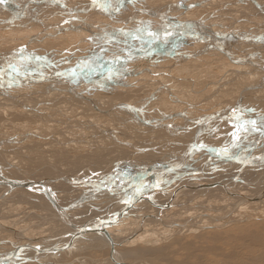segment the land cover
<instances>
[{
  "label": "rangeland",
  "instance_id": "obj_1",
  "mask_svg": "<svg viewBox=\"0 0 264 264\" xmlns=\"http://www.w3.org/2000/svg\"><path fill=\"white\" fill-rule=\"evenodd\" d=\"M15 1L16 0H5L4 3L12 6V8L15 12L19 11L18 13H21V14L29 13L31 18L30 17L29 18H18L16 16H13L9 11L5 10L0 5V16H1L0 17V53H3L0 55V58H2L3 61H5V62L10 58L11 60L10 59L9 60L11 62H13V60H14V62L16 61L15 63L19 62L20 64H24L25 66L27 65L26 67L33 70L34 73H37V74L49 73L50 74L52 72H57L58 70H63V69L68 70L74 66H79L81 63L86 62V60H88L89 62L94 64L93 66L97 65L96 70H97L98 74L96 72H94L95 74L94 73L88 74L89 75L88 78L90 80L94 81V78L96 76L99 77L104 72V65H105V67L107 65H108L107 67H109L110 65L116 64L115 62H112L113 59H111V58H114V60H117L116 62H118V64H117L118 67L122 66V68L123 67L128 68L129 70H132V72H136L134 75L124 74L121 70H117L115 72L116 74H112L111 72L108 73L110 76H113L115 78L116 82L121 81L123 84L127 85V87L116 89L119 86H116L113 84H110V85L104 84L103 86L102 85L97 86L96 89H94V87L93 88L91 87L92 89H89L87 82H83L81 80H79L77 82L76 87L79 88L80 86H85L92 93H96L99 95L100 94L107 95V94L111 93L112 95L110 94V96L113 97V101L116 103L130 105V104L137 102L138 109L141 112L144 111L143 116H145V117L140 116L141 120H145L146 122L148 120H151L153 118V116L158 115V111L160 113L161 110L165 109L164 106H160V105H158V103L157 104L155 103L156 104L155 107L153 106V102H158L157 101L158 99L161 101V100H163V98L166 100L169 99L170 103L173 104V106L170 105L171 109L167 108V110H165L162 115L159 114L160 115L159 117L166 116L169 113V111L170 112H174V111L181 112V111L187 110V112H189V114L192 117L197 118V119L202 120V121H206L209 119L208 114H210L212 112H216L217 110L227 111L228 108L234 106V104H236V102H238L239 99H241L240 95H241L242 91L247 93L248 100H249L248 105L245 106V109H247L249 112L250 111H253V112L254 111H263L264 110V107H263L264 106V92H263L264 87L260 86L261 83H264V80H263L264 73L262 71L259 70V74L257 75V76H259L258 78H257V76H256V78H250L249 75L242 74L243 78L241 79V75H240L239 78L235 79V81L239 80L238 84L235 86H232V84H234L235 81H232L231 77L229 79H227L226 85L219 86V84L212 82L213 79H215V78L214 77L212 78L211 76H209V74L211 72H212V74L214 72V75L218 74L220 70H219V68L217 69V67H220V66H216L215 62H213L214 60L209 61V58L210 57L213 58L214 56L215 57H217V56L222 57L223 53L221 52V50L223 51V48H218L220 46V44L217 43L215 39H214L215 40L214 41L212 39L211 35H205L206 37L199 36L200 39L198 38V36H194V38L191 39L190 38L191 33L188 35V34H185L184 32H179L178 33L179 35H177V37L175 36L176 38L174 37L169 45L165 44L164 46H162L163 44L158 45L159 43L157 45H155L156 43H153V40H155L154 38H158L159 36L163 37V35L162 34L158 35L156 33H153V28H155L154 26H156V24L154 23L155 21H153V20L157 19L158 20L157 23H159V22L161 23L162 21L165 22V20L161 21V18L159 16L153 15V14L148 13V12L140 13V15H139L140 20L137 22H136V19L134 21L117 22L111 16H109L107 13H104V12L99 13V12H97L98 11L97 9H88L87 7L89 6V4H87L88 3L87 0H79L77 2V5H75L76 4V1H75L73 6H76V7L80 6L81 7L82 4L84 6L81 7L82 9L77 7V8H79V10H76L73 12H68L66 10L60 9L59 6H57V3L45 4V5H42L39 7H35L32 5V3L34 1L40 2V0H33V2H29L30 0H23V1L17 0L18 1V2L16 1L17 3ZM41 1H44V0H41ZM95 1H97V0H95ZM104 1H107L108 3H111V4H113L114 2H117L116 0H104ZM123 1H127V0H123ZM138 1H140V2H138ZM141 1L144 2L145 5H143V3H141ZM202 1L203 0H132V1H130L131 3L129 1L127 2L130 4L129 5L127 4L126 10L130 9V11H136V10L140 9V7L141 8L147 7V9H149V10L153 9V10H157V11L161 12V11H164L163 8L169 7V9H171L169 13L172 15L173 14L176 15V17L179 20L200 18L199 20L202 19V21H204V22L205 21H207V22L209 21L210 23L214 22L215 28L213 25H212L213 26L212 28L217 30L220 35H222L223 33L225 34V35L224 34L222 35V36H224V38L222 40L223 44L227 43V39H225V38H227V36H230V35L232 36V33H234L236 35V32L239 34V35H237L238 40L237 39L234 40V41H237L238 43L235 42L234 45L226 44L225 48H224V50H225L224 52L236 51L238 56L239 55H252L253 54V56H255L257 59L260 58L262 61L261 65H264V58H263L264 57V44L263 45L261 44V43H264V36H263L264 35V25H262L264 23V21H263L264 20V0H257L258 2L261 3V6L263 8V12L262 13L261 12L256 13L254 11L255 12L254 13V12L250 11V12L254 13V15H251V16H250V13H249V15H247L245 13V10L240 7L241 2L239 0L238 1L235 0L236 2L234 0H217V1L214 0V2H211V3L209 2L210 0L203 2V3H202ZM60 2L64 3L65 6H67L68 8L70 7V4L67 3L66 0H60ZM93 2H94V0H93ZM120 2H121V0H118V2L114 3V5L118 6ZM176 3H180V4H189V3L195 4V3H197V5H192L190 7L185 8L186 10H183L182 7L178 8L177 6L173 5ZM101 4L105 5V6H109V5H106V3L104 4V2ZM136 4H137V6H136ZM244 4L248 5L249 9H251V7L253 5L252 2H250V1H245ZM114 5H111V6L113 8H115V10H116L115 15L121 14V16H124L126 10L125 11L122 10L120 5L118 6V8H116L117 6L115 7ZM138 5H140L139 8H137ZM50 6H52L53 7L52 9H55V10L53 11L52 9H50L49 8ZM134 6H136V7H134ZM24 9H25V11H27V9H28L29 12L28 11L24 12ZM235 9H237V10H235ZM99 11H101V10H99ZM237 11L240 12L241 15H237V13H236ZM86 12H87V15H84V13H86ZM43 13H45V14H43ZM243 15H245V16H243ZM101 18H102V20H101ZM165 18L167 19V21L169 20L168 17H165ZM165 18H163V19H165ZM238 19H241L242 21H239ZM83 20H85L86 22L89 21L88 23H90L92 25L91 30L85 24L83 26H81V23ZM144 21L145 22L147 21V23H143ZM134 22H136V24H134ZM245 22H247V23H245ZM38 23H40V24H38ZM191 25H192V23L189 22L185 25V28L188 29V28H190ZM30 26H32V27H30ZM41 26H42V28H39ZM72 26H73V28H72ZM126 26H128V27H126ZM102 27L108 28V29H113V30L114 29L115 30H121L122 28H124L125 30H128V31L131 30V32H133V30L138 29V31H137V33H125V36L122 35L121 33L120 34L113 33L111 36L114 38V41H117V39H119L120 43H118V45H119L118 46L117 43H114L112 40H110V42H109L110 45L114 43L112 46H110L109 44L104 45V44H106V42H108L109 39L107 38L108 35L102 33L103 32ZM34 28H35V30H34ZM192 29H195V28H192ZM234 29L236 30V32H232V31H234ZM166 30L168 31V29H166ZM225 30L229 31L230 34H227L228 32H226ZM90 31H92L93 33H96V34H93ZM193 31H196V30H193ZM193 31H192V34L195 35ZM117 32H119V31H117ZM147 33L150 36L149 37H147V36L143 37V34L147 35ZM187 33H189V32H187ZM88 36H90V38H87ZM247 39H249V40H247ZM48 40H49V42H48ZM251 40H255V42L253 41L254 42L253 43V42H251ZM178 41H179V43H178ZM202 41L207 42V46L202 45V47H200L202 49H200L199 47H196L193 44L194 42L199 44V42H202ZM42 43H46V44H42ZM184 43H186V45ZM71 44H72V46H71ZM149 44H151V45H149ZM260 44H261V46H259ZM24 45L26 46V48H24ZM130 45L136 46L138 49L129 48ZM178 45L181 47H179ZM17 46L19 47L20 50H18L17 52H14L13 50H15L16 49L15 47H17ZM251 46H252V48H254V46L257 48L252 50ZM122 47L126 48V49H124L125 51L122 50ZM205 47H207V48H205ZM234 47L236 49H233ZM245 48H246V50H245ZM10 49H11V51H9ZM129 49L131 51H129ZM249 49H251V50H249ZM2 50H4V51H2ZM118 50H119V52H118ZM187 50H190V51H187ZM133 51H135V52H133ZM201 51H202V54H201ZM116 52H118L119 54ZM129 52H130V54H129ZM185 52L186 53L188 52V54H184ZM205 52L206 53L208 52V54L205 55ZM192 53H195L197 55L193 56ZM234 54H235V52H234ZM7 55H8V57H6ZM116 55H119V56L116 57ZM128 56H129V58H128ZM135 56H136V58H135ZM184 57H185V59H184ZM192 57H194V58L198 57L197 60L198 59L199 60L203 59V60H201L200 62L198 61V63L200 65L197 64L195 66V64L190 61V59H193ZM130 58H132V59H130ZM162 58H166L168 62L167 61H161ZM18 59H20V60H18ZM127 59H129V60H127ZM155 59H156V61H154ZM202 61H204V62H202ZM155 62H157V63H155ZM177 62H179L180 65H178ZM181 62H184V63H182L183 65L181 64ZM186 62H188V65H186ZM85 66H86V68H89L92 65H89V66L85 65ZM145 66L146 67L149 66L150 69L157 74H154V76H151L152 74H149V72L147 70L143 74H145L146 76H149L151 78L154 77V79H156V80L161 79L167 83L165 85L169 84V85L173 86V89L171 90V91L175 92L173 99L171 97V94H170V96L167 94L168 90L166 89L164 84H161L160 86H158L159 85L158 83L153 82L152 83L153 85L151 84V86L145 87V83H144L143 79L139 83L137 82V76L139 77V75H138L139 72H137V71L144 69ZM202 67H204V68H202ZM11 68L15 69L18 72H21L19 67L11 66ZM55 68H56V70H55ZM80 68L82 69L81 66H80ZM2 69H3V71H6L5 68L1 67V70ZM192 69H193V71H192ZM167 71L170 74L175 75V77H177V78L169 76L166 73ZM184 72H185V74H184ZM6 73L11 74V75H8V77L6 79L9 80V77H10V80L12 78L18 80V77H15L14 74L12 75L11 72L6 71ZM189 73H191V74H189ZM28 74L31 75V73H28ZM206 75H208V78H210V77L211 78L207 80ZM214 75H212V76H214ZM202 76L203 77L206 76V77H204L205 79ZM222 76H223V73H222L221 77ZM26 78H28V77H26ZM42 78H46V76L45 77L42 76ZM59 78L61 80L63 77H59ZM191 78L195 79L196 82H194ZM70 79H72V78H70V76H66L61 81L65 82L66 80H70ZM179 80H180V82H179ZM217 80L218 79H216L215 81H217ZM49 81L50 80H48V79H47V81H43V82H41V81L35 82L34 81V84H38V85L41 84V86H44L47 83H49ZM13 82H15V81L13 80ZM209 82H211V83H209ZM15 83L14 84L10 83L9 84L10 87H8L9 85H6V87L10 90L12 88L11 92H16V93L18 90L24 88L23 84H21V86H19L18 85L19 83L17 81ZM228 83L230 84V86ZM206 84H208L207 89L205 88ZM14 85H17L20 88L17 86H14ZM26 85H28V84H26ZM50 85L52 87H54L52 92L49 91L50 93H46L48 91L44 92V90H43V91H41L43 94L42 93L37 94L38 96L42 95L41 97H44L43 99L40 98L39 100H31L28 98V101L31 100L32 102L26 101L27 102L26 104L29 106H35V105H33V103H35V104L39 105V107H37V108H39L40 111L42 110L40 112V114L45 113L46 116H47V114H52V115H56L58 117L56 110L58 111L59 108H55L56 105L53 104L50 106H45V105L40 104L42 101L49 99V98L45 99V96H49L51 93H55V92H58V90L63 89L62 86H58L57 83H54V82L50 83ZM187 85H188V87H187ZM228 86L231 88H229ZM185 87H187L188 89H186ZM226 87H228V90L231 89L229 91L228 95H226L227 93H224L225 91L224 92L221 91V89L224 90ZM240 87H241V89H240ZM15 88L16 89L18 88V90L16 91ZM192 88L195 90L192 91ZM202 89H205L207 91V93L211 92V91H208V89H214V90L217 89L218 92L216 91V93H214V95H211L208 93V96L204 97V91L205 90L203 91ZM138 90L139 91L143 90L144 92L141 91L142 92L141 93ZM214 90H213V92H214ZM220 91L222 92V94H224V96H222V97L218 96L221 93ZM138 92H139V95L137 94ZM189 92H191V93H189ZM176 94H178V95H176ZM191 94H193V95H191ZM32 95H34V94H29L27 96L31 97ZM37 95H36V97H37ZM176 97H179L183 101H179L178 99H176ZM170 99H172V100H170ZM55 100L56 99H53V101H55ZM141 100H144L145 102L144 101L142 102ZM190 100L194 105H191L188 102H186V101H190ZM206 100H207V102H205ZM208 100L211 102H209ZM148 101H149L150 105L148 107H145V106H147L146 102H148ZM83 102H84V100L82 101V103ZM202 102L204 103L205 106L202 105L203 107L202 106L200 107V105L203 104ZM76 103L79 106L76 108V110L85 111L84 107L80 106V104H79V103H81L80 101H76ZM207 103L209 104L208 107H207V105H208ZM84 106L86 108H88L90 110V112H92L91 114H94L93 112H95V114H96V112L99 113L95 117L96 121L105 122V123L107 122L106 120H104V116H103V112H102L103 110H100V109L94 110V109L89 108L86 105H84ZM150 106H151V108H150ZM175 106H176V108H173ZM211 107H213V108H211ZM225 107H227V109H225ZM239 107H238V110H239ZM5 108L8 109V111L4 108H1L2 110L0 109V111H2V114L5 115V116H3V115L0 116V132H1L0 133V142L1 141L3 142L7 139H12L15 136L16 137L22 136L21 132L24 130H27V129H29V130L32 129L33 131H39L40 133H42L44 135L46 133H47L46 135H49V134L54 135V138H52L53 140L50 139L49 142H46V143H45V138L40 139L42 142H38L36 140V138H34L35 136L30 135L33 142H31V143L29 142L30 144L28 143L26 145L20 144L21 146L20 145L18 146L19 151H21L20 153H19L17 148L10 147L9 142L8 143L4 142L3 143L4 145L2 144L3 148L0 149V170H2L7 164H9V162H10L9 157L11 159V157L13 155H16V158L20 163V167H22L23 169H26V170L29 169L30 167H34L33 169L28 170L32 173L31 175H34V176L40 175L41 173H46V174H49V175L54 176L56 178L57 176L62 174L61 173L62 171H69V170L77 171V170H84V169L85 170H92L94 167L93 163L98 164V162H99V163L112 164V163H114V160L118 161L120 159L121 156H119V158H118V155H120V154L123 155L122 158L125 156L124 157L125 159H127V158L128 159L129 158H137L138 159L139 158V159H150L151 161H153V160H155L154 158H157L159 155H161L164 152V151H162L164 149V148H162L163 144L171 143V142H169L171 140L178 143L179 147H177L176 145L174 146V145L169 144V146H167L168 148L164 149V150H170L169 151L170 154H177L179 151L181 152L184 148H186L184 146L186 143H188L194 139L193 136L195 135V132H193V134L191 135V134H189L190 130L191 129H197V128L201 129V126H199V125L197 126V124L187 121L186 118L183 117V115L179 116L180 118L179 117L173 118L175 120L173 123L174 126L170 127V128L173 130V132L175 130V133L178 135H175V137H173V136L168 137V138H170V139L172 138V139L167 141L165 139L167 137L164 136V134L165 133L168 134V133L165 130L162 129L164 131L163 134L156 135L154 131H150V132L147 131L148 127H144V125H141L136 121H134V123H133V119H132V121L128 122V124L131 126H135L140 130H145V133H142V131H141V133H139L137 130L134 131L132 128L126 129L124 127L125 129L124 128L123 129L125 130V132L127 131L130 133H133L132 135H136V139H132V138L126 139L125 138V140H126V142H129L128 145H130V146L132 145V147L133 146L135 147L137 145L139 147H144V148H145V146L150 147L152 150L147 151V152L152 153L150 155L151 156V158H150V156H148L147 154L140 153L141 151L131 152L130 151L131 149L129 147H125L122 144H120V145H122L123 147H119V148L116 147L118 150L116 148H110L109 149L108 147L106 148V146H103L104 149H108V150H104L101 147L96 146V145L94 147H90L92 145H90V144L88 145V143L85 141H77V142H74L73 140L71 141L69 139H74L75 137L79 136V135L76 136L73 133L81 134V135H83L85 133L84 135H86L88 132L85 130L86 128L78 127V129H76L74 127L73 130H68L67 132L64 133L61 131L62 129L64 130V126L62 125V122L60 124L61 128L57 127L56 131H54L55 130L54 129L53 130L54 133L52 130H48L46 128V126H43L39 129L35 130L36 127L38 128V125H36L37 122L35 121L36 118H35V120L30 119L28 122H24V120L27 119V117L21 116L15 112L17 114V116H16L15 113L10 111L9 107L6 106ZM222 108H224V109H222ZM206 109L207 110L209 109V110L207 111ZM47 111H50V112L47 113ZM128 111L129 110H127L124 113L132 115V113H133L132 110H130L131 112L130 111L128 112ZM26 112H28V111H25L24 113H26ZM249 112H248V115L251 114ZM244 113L246 114V112H244ZM254 113L257 114V112H254ZM69 114L71 115L72 113L69 112ZM169 115H170V113H169ZM59 116H60V114H59ZM237 116L239 118H243L242 116H239V115H237ZM4 117H6V118H4ZM131 117H133V116H131ZM81 118H82V120H92L91 117L84 115V114L81 115ZM37 119H38L37 120L38 122H41V120L38 117H37ZM173 119H172V117H168V115L164 118V120H167L166 122L170 121L169 122L170 126L172 125L171 123L173 122ZM7 120H8V122H7ZM11 121H13V122H11ZM189 123H190V125H189ZM12 124H15L16 127ZM22 124H24V126H22ZM26 124H29V125H26ZM104 124H102V126H104ZM259 124L263 125L264 121L260 120ZM10 125H11V129H10ZM19 125L22 126V129ZM107 126L109 127V126H111V124L110 125L108 124ZM107 126L105 125L104 127L108 128ZM183 126H185V127H183ZM27 127H29V128H27ZM220 128H222V129H220ZM176 130H178V131H176ZM231 130H232V127L230 128V126L211 128L209 134H210V136L212 135L211 136L212 139L210 141H208V143L210 142L212 144H215L216 146H221V147L229 146V144L232 142V139H231L230 135L228 134V132L230 133ZM50 131L52 132V134ZM212 131H214V132H212ZM112 133L114 135H120L118 132H112ZM149 133H153V135L154 134L155 135L152 137ZM243 133L245 134L244 136H247L248 139L247 138L246 139L251 140V141H253V140L256 141L257 137L259 138V136H260V132L258 130H256V132H254V131L250 132L249 130H245ZM148 134L150 135V137ZM248 134H249V136H248ZM100 136H102V135H100ZM139 136H141V137H139ZM161 136H163V137L161 138ZM181 136H183V137H181ZM56 138H58V139L61 138L60 141L62 143L59 140H57ZM253 138H255V139H253ZM239 139H241V138L239 137ZM242 139H243V137H242ZM66 140H67V142H66ZM86 141H88V140H86ZM150 142L153 145H150L149 144ZM22 143H24V141H22ZM181 143L183 144V146ZM37 145H42V146H37ZM110 147H112V146H110ZM243 147L241 144H238L235 147L236 151H234V154L231 152V153H229V155L231 154L232 156H235V154L237 153V150L240 151L243 149L244 150L247 149V148L245 149ZM258 148H259V146L256 148V150ZM6 149H9V150H6ZM248 149H250V148H248ZM175 150H177V152ZM15 151H17V152L15 153ZM114 151H116V152H114ZM1 152H3V153L5 152V153L3 154ZM200 152L198 151L197 154L196 153L193 154L194 156L191 155L193 157V159H194V157H196L198 159L197 160L195 158L197 160L196 162H200V163L197 165L191 164L190 163L191 160H189V159H191V156H188L187 157L188 158V165H190L194 169L197 167L196 170L202 169L203 171L202 170L199 171L200 173L193 176V177L192 176H189V177L188 176H181V177H177L176 179H173V177L170 176V177H168L169 179H167V181H168L167 184H171V185H164L163 186V184H166V183H162V185H160L158 189H162L164 191L168 188H171L172 190H175L176 188H180L182 186V180L185 179L184 177H188L186 181H188V180H191L192 182L193 181L194 182H196V181L197 182H204L205 181L206 183L209 181H215L217 183H224L225 185H228L229 187H231V186L234 187V192H236V193L238 192V193H242V194H249V192H251L252 188H253L257 192L250 193L251 196H253L254 194H258L260 190L264 191V176H263L264 168L257 170L258 172L257 171L255 172V171L249 170V168H247V167L244 168V166L239 165V164H237L238 166L233 165V164L230 165V163L225 161L223 158L215 157L213 159L211 154H207V153L202 152V151H200ZM164 153H166V152H164ZM21 154L22 155H24V154L28 155L25 158L28 160V163L30 166L29 168L27 167V165L24 164L25 162H23V163L20 162L21 160H19V159H20ZM248 154H249V150L244 151L243 153L238 152L239 157L246 156ZM205 156H209V158L205 157ZM251 156H255V154L252 153ZM261 156H264V155L261 154ZM4 157H5V159H4ZM202 157L207 158L206 160H208V161L207 162L204 161L202 159ZM32 163H33V165H32ZM181 164L182 163H180L178 166H180ZM24 165H25V167H24ZM204 165H207L208 167L207 166L205 167ZM80 166H82V167H80ZM145 166H146V164L144 162H142V163L137 162V165L135 166L137 171H135V172H139L140 170H144ZM212 166H213V168H212ZM94 168H96L95 171H104V172L106 171V169L102 170L101 168H98V167H94ZM9 170H11V169H9ZM234 170H237V171L241 170L240 171L241 177L245 181L251 180L252 182H254L256 184L253 186L249 185L248 183H244V185L242 183L241 184H235V182L232 180L233 176L231 177V175H233L232 173ZM30 172H28V173H30ZM207 173H209V174H207ZM101 174L99 172L98 176H100ZM258 174H260V175H258ZM17 177H20V175H18ZM209 177H210V179H209ZM115 178L116 177L112 178L113 179L112 183H115L113 181H117V178L116 179ZM103 179H104V181L102 180L103 181L102 184L103 183H104V185L108 184L106 177H103ZM10 180H12V179H10ZM258 181H260V182H258ZM261 181H263V182H261ZM184 182H185V180L183 181V183ZM119 184H120V186H122L120 181H119ZM172 184L173 185L177 184V185H175L173 187ZM179 184H181L180 187H178ZM5 185H7L6 181H4V185H2L0 187H3ZM53 185L55 187H57V189H59L58 195H60L64 199H66L68 197L67 200L64 202H67L69 200H72V199H75L78 197L79 192L73 193L74 189L71 188V186L64 185V184L63 185L59 184L60 186L59 185L56 186V182ZM109 185L111 186L113 184H109ZM60 187H61V189H60ZM160 187H162V188H160ZM229 187H227V186L221 187L220 190H224L225 195H226L227 193L232 192V190ZM210 188H212V187H209V189ZM57 189H55L56 192H58ZM63 189L65 190V192H63L64 191ZM206 189H208V188H206ZM197 190H198V198L197 199H199V201L195 202L194 200H191V201H189L190 204L188 203V205H186L185 203H179L178 206H173L174 209H172V211L170 210L171 213L168 212L171 216L175 215L177 217L178 215L181 214L177 211H182L183 214H181L180 217H182L183 219L178 216L177 219L180 218L179 220H177V221H179L178 223L176 221V223L174 222L175 224L174 223L173 224L168 223L166 225L164 223V220H162V219H164V217L166 215H164L161 212L160 213L156 212L157 211L156 208L154 209V207H152L151 205H149L150 207L145 206V207H147V210H144L145 207H142V208L140 207L139 213H134V214L141 216L142 214L146 213L145 211H147V215L154 212V213H157L160 216V218L159 217L148 218L149 219V222H148V220L143 219V217L139 218V219L138 218H130L128 216L124 217V219L120 222V224H118L114 227V228H117V230L119 229L116 232L117 233L116 236L118 238L117 242L123 241V243H124V244L122 243L121 246H119L117 249L121 255L122 261H125L128 264H219V261L223 260L221 263L225 262L224 264H243V263H245V264H264V260H261V259L259 260L257 258V256L264 254V250L259 249V246H257V245L255 246L257 248L254 247L253 251L251 252V255H253L252 257L244 254V256L241 259H239L240 261L238 259H235V257L234 258L229 257V254L231 253V251L234 250V252H240V251H242V249H241L242 245L246 241L249 242V239L246 236L242 237V235L239 234L240 230L252 228V227L255 229L260 228L259 230H264V208L258 207V204L260 202H262L263 199L255 201L257 203H255L253 199H249L247 202H251L252 205L249 208H251L252 210L246 211V209H241V210L236 209L235 211H232L230 214L228 211H224L225 208L221 209V210L216 209L217 206L214 204V202H216V201H214L212 199H210L208 201L207 199H205L207 194H208L207 191H205V194L202 193V191H204L205 189L204 190L197 189ZM185 191L187 192V191H189V189H187ZM166 192H168V193L159 194L161 199H159L156 196L158 201L167 203L172 199V197H170L171 193H169L170 190H168ZM182 192H183V190H182ZM246 192H248V193H246ZM31 194L32 193H30V195ZM36 195L33 194L30 198L25 199V201H26L25 204H27L29 206V208L25 209V207H23L25 204H22V206H18V208L21 207V210L19 211L20 213L19 212L14 213V214H21L22 212L24 213V209L27 210L28 213H33V214H29V217L26 220V222H27L26 225L29 226L27 228V230L28 231L31 230L28 234H30V233L35 234L36 231L39 230V228H42L43 226H45V228H49L50 226H52L51 223L49 222L48 217L52 216L51 214L55 215V212L53 211V209L48 210L47 207H45V209H44L45 211L42 212V208H44V207L40 206L41 203H38L37 200H35V199H39L42 202H44V200L38 194H36ZM181 196H182V193L180 191L176 195L177 201L181 198ZM234 196H236V195H234ZM10 197L12 198V195H10ZM32 197H35V199H32ZM1 198H0V200L2 201V203L3 202L4 203L1 204V201H0V218H3L4 220L8 219V218H12L14 214L11 215L7 211L10 210V207L13 209V206H14V208L17 206H15V205L10 206L11 204L8 203L9 204L8 205L7 202L4 201L5 198L4 199H1ZM102 198H104L105 200ZM102 198L95 199L96 201H94V198H93V199H91L90 202H92V204L94 206L96 205L95 208L97 209V205L103 204V202L104 203L108 202L107 196H103ZM200 199H203V200H200ZM205 200H207V201H205ZM33 201H34V204H33ZM178 202H183V201H178ZM37 203L39 204L37 210L36 211L32 210L34 208V206L37 205ZM43 204H45V203H43ZM205 205H206V207H204ZM101 207L103 208V206H101ZM81 209H84V208H81ZM97 210L98 211H92V212L89 210H86V211L82 210V211L91 212L92 213L91 216H95V215H98L100 213L101 209L100 210L97 209ZM141 210H143V211H141ZM187 210H189V211H187ZM193 210L194 211L196 210L198 212L195 213ZM200 210L203 213H201ZM232 210H233V208H232ZM192 212H193V214H192ZM197 213H199V214H197ZM196 214H197V216H194ZM203 214H210V215H207L209 217L221 216V217H225V218H222L221 219L222 221L221 222L219 221L217 223L206 224L203 221L204 223L203 222L202 223L207 225V226L203 227L204 225H201L202 223L200 222L201 219H204V217H206ZM34 215H37L39 217H43V219L38 220L37 217ZM201 215L204 217H202ZM4 216H5V218H4ZM231 216H233V217L231 218ZM194 217H197V221H195V223H197V225L195 223L192 224L190 222L191 219ZM225 219L226 220L228 219L230 221H226L225 223H223L225 221ZM145 220H146V222H145ZM13 222H16V223H13ZM167 222H168V219H166V223ZM185 222H187V223H185ZM24 223H25V221L20 218L19 221L11 220V222L8 224V226L10 225L11 228L16 229L17 231H19L20 229H21V231H23L21 226ZM184 225H191V227L189 228L190 230H186ZM13 229L7 230V232H12L11 234H13V236L15 235L18 241H24V240H21L19 238L17 231L15 232V230H14V232H13ZM65 229H66V227H65ZM49 231L50 232L53 231L52 235L59 234L62 231V226L60 224V227L56 230H53V228L51 227V230H47V232H49ZM66 231H67V229L64 232H66ZM146 231H147V233H145ZM210 233H213L214 235L210 234ZM94 234L93 235H86V237H82V238L77 239L75 241V246L73 248H70L68 250L61 252L60 255L57 257V260H51L52 262H49L47 264H116V262H114V261L112 262L109 258L110 257V247H109L108 242L105 241L101 237L100 234H97V233H94ZM215 234L220 235V236H224V239L221 238L219 240L216 239L215 241H212L210 238L212 236H216ZM225 234H230V237L227 238L225 236ZM146 235H148V236H146ZM231 235H234V237H231ZM130 237H131V239H132V237H137V239H136L137 242L128 241ZM141 237H142V240H141ZM83 238H85V239H83ZM124 239H126V241H124ZM1 240L4 241L3 236H2ZM92 240H93V242H92ZM67 241L68 240H60L59 242L64 243ZM44 243H46V241H44V242L41 241V245H43ZM231 244H234V247H232ZM9 247H10L11 251H8V250H10ZM9 247L6 248L5 250L9 254H12L13 251L15 250V247H13V245H9ZM212 250L214 251V253L210 254V251H212ZM226 251H227V253H226ZM3 253L4 252L0 253V255H2ZM8 253H4V254H8ZM23 254H25L26 256H30V254L32 256H34L36 254V252L26 250V251H23ZM53 255H55V254H49V256H53ZM41 258L42 257H39V259H41ZM21 264H40V263L34 261V262H23Z\"/></svg>",
  "mask_w": 264,
  "mask_h": 264
},
{
  "label": "bare ground",
  "instance_id": "obj_2",
  "mask_svg": "<svg viewBox=\"0 0 264 264\" xmlns=\"http://www.w3.org/2000/svg\"><path fill=\"white\" fill-rule=\"evenodd\" d=\"M17 1V0H16ZM15 1V2H16ZM21 1H23V0H21ZM20 1V2H21ZM33 1V0H32ZM41 1V0H40ZM75 1H76V4L75 5H77V2L79 1V0H66V2L67 3H69L70 4V7L68 8L67 6H65V4L64 3H62V2H57V6H59V8L60 9H62V10H66V11H68V12H73V11H76V10H79V8H81V7H83L84 5L82 4V6L80 7V6H77V7H79V8H77L76 6H73L74 5V3H75ZM117 2H118V0H116ZM129 0H127V1H123V0H121V2L119 3V5L121 6V8H122V10H126V8H127V4L129 5L131 2L130 1H132V0H130L129 2L130 3H127ZM206 1H209V0H203L202 1V3L203 2H206ZM217 1V0H216ZM235 1V0H234ZM238 1V0H237ZM241 3H240V7L241 8H243L244 10H245V13L247 14V15H249V13H250V16L251 15H254V13L256 12H263V8H262V6H261V3L260 2H258L257 0H239ZM245 1H250V2H252V7H251V9H249V7H248V5H245L244 4V2ZM18 2V1H17ZM16 2V3H17ZM26 2V1H25ZM35 2V1H34ZM39 2V1H38ZM87 4H89V6L87 7L88 9H97L98 11L97 12H99V13H102V12H104V13H107L109 16H111L115 21H117V22H126V21H134L135 19H136V22L137 21H139L140 20V13H143V12H148V13H151V14H153V15H156V16H159L160 18H161V21L162 20H165V22H159V23H157L158 22V20L157 19H155V20H153V21H155L154 23L156 24V26H154L155 27V30L153 31V33H156V34H158V35H160V34H162L163 35V37H161V36H159L158 38H154L155 40H153V43H156L155 45H157L158 43V45H161V44H163L162 46H164L165 44H167V45H169L170 44V42L172 41V39L176 36L177 37V35H179L178 33L179 32H184L185 34H190V38L192 39V38H194V36H198V38H199V36H203V37H206L205 35H211V37H212V39L214 40H216V42L217 43H219L220 44V46L218 47V48H223V51L221 50V52L223 53V56L222 57H220V56H217V57H213V58H209V61H213V62H215V65L216 66H220V67H217V69L219 68V75L218 74H215L214 75V72H213V74H212V72L209 74V76H211L212 78L214 77L215 79H213V83L215 82L216 84H219V86H221V85H226V81H227V79H229L230 77H231V80L232 81H235V79H237V78H239V76L241 75V79L243 78L242 77V74H247V75H249L250 76V78H256V76L259 74V70L260 71H262L263 73H264V65H261V59L259 58V59H257L255 56H253V54L252 55H239L238 56V54L236 53V51H234L235 52V54H234V52H224L225 50H224V48H225V45L226 44H231V45H234V43L235 42H237V41H234L235 39H237L238 37H237V35H239L237 32H236V30L234 29V31H232V32H236V35L234 34V33H232V36L230 35V36H227V38H225V39H227V43L225 44H223L222 43V40H223V38H224V36H222V35H220L219 34V32L217 31V30H215L214 28H215V25H214V22L212 23H210L209 21L207 22V21H202V19L201 20H199L200 18H192V19H185V20H179L177 17H176V15H172V14H170L169 12H170V10L171 9H169V7L168 8H163V10L164 11H161V12H159V11H157V10H153V9H151V10H149V9H147V7L146 8H141L140 7V5H138V7L137 8H139L140 7V9H138V10H136V11H130V9H127L126 11H125V15L124 16H121V14H117V15H115V8H113L111 5H114V3H117V2H114L113 4H111V3H108L107 1H104V0H97V1H95V3L93 2V0H87ZM104 2V4L106 3V5H109V6H105V5H102L101 3H103ZM138 2H140V1H138ZM194 2V1H193ZM210 3L211 2H214V0H210L209 1ZM236 2V1H235ZM15 3V4H16ZM141 3H143V5H145V3L144 2H142L141 1ZM200 3V2H199ZM6 4V3H5ZM48 4H52V3H48ZM244 4V5H243ZM79 5V4H78ZM118 5V6H119ZM174 6H177L178 8L179 7H182V9L183 10H186L185 8H187V7H190V6H192V5H197V3H195V4H191V3H189V4H180V3H176V4H173ZM228 5V4H227ZM7 6V5H6ZM115 7L117 6V5H114ZM118 6L116 7V8H118ZM136 6H137V4H136ZM136 6H134V7H136ZM200 6V5H199ZM176 7V8H177ZM203 7V6H202ZM206 7V6H205ZM28 8V7H27ZM48 8V7H47ZM50 9H52L53 7L52 6H50L49 7ZM77 8V9H76ZM86 8V9H87ZM136 8V9H137ZM23 9V8H22ZM82 9V8H81ZM233 9V8H232ZM36 10V9H35ZM53 11L55 10V9H52ZM99 10H101V11H99ZM119 10V9H118ZM135 10V9H134ZM235 10H237V9H235ZM258 10V11H257ZM27 11H28V9H27ZM27 11H25V9H24V12H27ZM250 11H252V12H254V13H252V12H250ZM17 12H19V11H17ZM29 12V11H28ZM33 13V12H32ZM57 13V12H56ZM237 13V15H241V13L240 12H236ZM244 13V14H245ZM27 14V13H26ZM43 14H45V13H43ZM48 14V13H47ZM54 14V13H53ZM84 15H87V12L86 13H84ZM10 16V15H9ZM243 16H245V15H243ZM1 17V16H0ZM165 17H168L169 18V20L167 21V19L165 18ZM31 18V17H30ZM163 18H165V19H163ZM34 19V18H33ZM101 20H102V18H101ZM143 20V19H142ZM145 20V19H144ZM239 21H242L241 19H238ZM237 20V21H238ZM44 21V20H43ZM46 21V20H45ZM264 21V20H263ZM89 21H85V20H83L82 21V23H81V26H83L84 24L85 25H87V27L88 28H90V30H91V24L90 23H88ZM136 22H134V24H136ZM189 22H191L192 23V25L190 26V28H188V29H186L185 28V25L187 24V23H189ZM43 23V22H42ZM143 23H147V21L145 22H143ZM245 23H247V22H245ZM38 24H40V23H38ZM49 24V23H48ZM139 24V23H138ZM209 24V25H208ZM214 26V28H212L213 26ZM262 25H264V23L262 24ZM44 26V25H43ZM137 26V25H136ZM142 26V25H141ZM30 27H32V26H30ZM45 27V26H44ZM43 27V28H44ZM126 27H128V26H126ZM133 27V26H132ZM187 27V26H186ZM39 28H42V26L41 27H39ZM72 28H73V26H72ZM103 28V32L102 33H104V34H106V35H108L107 36V38L109 39L108 40V42H106V44H104V45H108L109 44V42H110V40H112L114 43H117V45H118V43H120V41H119V39H117V41H114V38L111 36L113 33H117V34H122V35H124L125 36V33H137V31H138V29L137 30H133V32H131V30L130 31H128V30H125L124 28H122L121 30H113V29H108V28H104V27H102ZM137 28V27H136ZM139 28V27H138ZM192 28H195V29H192ZM132 29V28H131ZM145 29V28H144ZM166 29H168V31L166 30ZM34 30H35V28H34ZM193 30H196V31H193ZM31 31V30H30ZM37 31V30H36ZM117 31H119V32H117ZM192 31L194 32V34L195 35H193L192 34ZM224 31V30H223ZM226 31V30H225ZM91 33H93L92 31H90ZM187 32H189V33H187ZM226 32H228L227 34H230L229 33V31H226ZM221 33V32H220ZM34 34V33H33ZM93 34H96V33H93ZM225 35V34H224ZM42 36V35H41ZM149 37L150 35L147 33V35H144L143 34V37ZM244 36V35H243ZM264 36V35H263ZM38 37V36H37ZM175 37V38H176ZM35 38V37H34ZM87 38H90V36H88ZM200 39V38H199ZM34 40V39H33ZM37 40V39H36ZM40 40V39H39ZM214 40V41H215ZM238 40V39H237ZM242 40V39H241ZM246 40V39H245ZM247 40H249V39H247ZM256 40V39H255ZM255 40H251V42H255ZM184 41V40H183ZM244 41V40H243ZM47 42V41H46ZM48 42H49V40H48ZM112 42V43H113ZM174 42V41H173ZM250 42V43H251ZM253 42V43H254ZM262 42V41H261ZM73 43V42H72ZM113 43V44H114ZM178 43H179V41H178ZM238 43V42H237ZM246 43V42H245ZM42 44H46V43H42ZM113 44H109L110 46H112ZM185 45H186V43H184ZM192 44V43H191ZM196 47H202V45L203 44H206V46H207V42H204V41H202V42H199V44H197L196 42H194L193 43ZM262 45L264 44V43H261ZM261 44L259 45V46H261ZM103 45V46H104ZM149 45H151V44H149ZM180 45V44H179ZM178 45V46H179ZM252 45V44H251ZM71 46H72V44H71ZM119 46V45H118ZM239 46V45H238ZM179 47H181V46H179ZM209 47V46H208ZM217 47V46H216ZM231 47V46H230ZM246 47V46H245ZM248 47V46H247ZM16 49L15 50H13L14 52H17L18 50H20L19 49V47L17 46V47H15ZM24 48H26V46L24 45ZM119 48V47H118ZM121 48V47H120ZM129 48H135V49H138L136 46H133V45H130V47ZM190 48V47H189ZM205 48H207V47H205ZM228 48V47H227ZM250 48V47H249ZM251 48H252V46H251ZM255 48H257V47H255L254 46V48H252V50L253 49H255ZM23 49V48H22ZM124 49H126V48H123L122 47V50H124ZM150 49V48H149ZM181 49V48H180ZM185 49V48H184ZM200 49H202V48H200ZM209 49V48H208ZM217 49V48H216ZM233 49H236L235 47L233 48ZM262 49V48H261ZM192 50V49H191ZM245 50H246V48H245ZM249 50H251V49H249ZM258 50V49H257ZM2 51H4V50H2ZM9 51H11V49L9 50ZM60 51V50H59ZM125 51V50H124ZM123 51V52H124ZM129 51H131L130 49H129ZM148 51V50H147ZM166 51V50H165ZM185 51V50H184ZM187 51H190V50H187ZM208 51V50H207ZM242 51V50H241ZM256 51V50H255ZM23 52V51H22ZM52 52V51H51ZM67 52V51H66ZM118 52H119V50H118ZM118 52H116V53H118ZM133 52H135V51H133ZM172 52V51H171ZM200 53V52H199ZM253 53V52H252ZM257 53V52H256ZM1 54H3V53H0V55ZM119 54V53H118ZM129 54H130V52H129ZM132 54V53H131ZM134 54V53H133ZM156 54V53H155ZM176 54V53H175ZM180 54V53H179ZM184 54H188V52L186 53H184ZM201 54H202V51H201ZM206 54H208V52L206 53L205 52V55ZM16 55V54H15ZM148 55V54H147ZM191 55V54H190ZM192 55L193 56H196L197 54H195V53H192ZM200 55V54H199ZM256 55V54H255ZM4 56V55H3ZM117 56H119V55H116V57ZM157 56V55H156ZM202 56V55H201ZM200 56V57H201ZM238 56V57H237ZM6 57H8V55L6 56ZM138 57V56H137ZM164 57V56H163ZM67 58V57H66ZM128 58H129V56H128ZM134 58V57H133ZM135 58H136V56H135ZM187 58V57H186ZM193 59H190V61L192 62V63H194L195 64V66L197 65V64H199L198 63V61L200 62L201 60H203V59H201V60H197V58H194V57H192ZM203 58V57H202ZM264 58V57H263ZM6 59V58H5ZM10 59V58H9ZM8 59V60H9ZM111 59H113L112 60V62H115L116 64H114V65H110L109 67H105V65H104V72L102 73L101 71V75L98 77V76H96L95 78H94V81L93 80H90L89 78H88V74L89 73H94V72H96L97 74H98V72H97V65L96 66H93L94 64H92L91 62H89L88 60H86V62H83V63H81L79 66H74V67H72V68H70V69H66V70H58L57 72H52V73H41V74H37V73H34L33 72V70H31L30 68H28V67H26L24 64H20V70H21V72H18V71H16L15 69H12L11 68V66L10 67H8L9 66V64L10 63H14V61L13 62H11L10 60L8 61H3V59L2 58H0V66H3V67H5L7 70L6 71H8V72H11L12 73V75L14 74L15 75V77H20V79L18 78V80L17 79H13L15 82L17 81L19 84V86H21V84L22 83H24L27 79H25L27 76H28V80H30L31 79V81H30V83L28 84V85H26V84H23L24 85V88H22V89H20V90H18V88L16 89V91H17V93L16 92H11V90H12V88H11V90L10 89H8L7 87H6V85H9L10 83H15V82H13V80L11 79L10 80V77H9V80L8 79H6L7 77H8V75H11V74H8V73H6V71H3V69L0 71V107L1 108H4V109H6L5 107L7 106V107H9L10 108V111H12L13 113H18L19 115H21V116H25V117H27V119H25L24 120V122H28L30 119H34L35 120V118H36V122H37V124L36 125H38V128L36 127L35 128V130L36 129H39V128H41V127H43V126H46V128L48 129V130H54V131H56V128L58 127V128H61V122H62V125L64 126V130L62 129L61 131L62 132H67L68 130H73V128L75 127L76 129H78V127H80V128H86L85 130L88 132L86 135H81V134H76V133H73V134H75L76 136H78V137H75L74 139H69V140H73L74 142H77V141H85V142H87L88 143V145L90 144V145H92V146H90V147H94L95 145L96 146H99V147H101L102 149H104L103 148V146H106V148L108 147L109 149L110 148H119V147H123V146H125V147H129L131 150V152H135L136 150V146L134 147H132V145L130 146V145H128V143L129 142H126V140H125V138L127 139V138H132V139H136V135H132L133 133H130V132H125V128L126 129H130V128H132L134 131L135 130H137L139 133H141V131H142V133H145V130H140V129H138L137 127H135V126H131V125H129L128 124V120H131L132 121V119H133V123H134V121H136V122H138L139 124H141V125H144V127H148V130L147 131H154L155 132V134L156 135H161V134H163V130L162 129H159L158 127L159 126H161V125H163L164 127H168V129L169 130H171V128L170 127H173L174 126V119L173 118H177V117H179V116H182L183 115V117H185L186 118V120L187 121H189V122H193V123H195V124H197V126L199 125V126H201V129H203V130H205V135H209V133H210V129L211 128H219V127H228V126H230L227 122H215V121H211V119L209 118L208 120H206V121H202V120H199V119H197V118H194V117H192L190 114H189V112H187V110H184V111H181V112H179V111H174V112H170L169 111V113H170V115H169V113L167 114L168 115V117H172V119H173V122L171 123L172 125L170 126V121L169 122H166L167 120H164V118L167 116H164V117H159L160 115L159 114H163L164 113V111L165 110H167V108L168 109H171V107H170V105H172L173 106V104H171L170 103V101H169V99L168 100H166V99H164L163 98V100H157L158 102H153V106L155 107V105L158 103V105H160V106H164L165 107V109L164 110H161V112L159 113V111H158V115H156V116H153V118L151 119V120H148L147 122L145 121V120H141V117L140 116H142V117H145V116H143L144 115V111L143 112H141L139 109H138V107H137V102L136 103H133V104H130V105H127V104H122L123 106L121 107L120 106V104L121 103H116V102H114L113 101V97H111L110 96V94H107V95H102V94H96V93H92L91 91H89L85 86H80L79 88L78 87H76L77 86V82L79 81V80H81V81H83V82H87V84H88V88L89 89H92L93 87H94V89H96L97 88V86H103L104 84H107V85H110V84H113V85H116V86H119L118 88H116V89H119V88H124V87H127V85H125V84H123L121 81L120 82H116V80H115V78L113 77V76H110L108 73H112V74H116L115 72L117 71V70H121L124 74H127V75H134L136 72H132V70H129L128 68H122V66L121 67H118L117 66V64H118V62H116L117 60H114V58H111ZM117 59V58H116ZM130 59H132V58H130ZM184 59H185V57H184ZM189 59V58H188ZM13 60V59H12ZM18 60H20V59H18ZM97 60V59H96ZM120 60V59H119ZM127 60H129V59H127ZM150 60V59H149ZM151 61V60H150ZM154 61H156V59L154 60ZM153 61V62H154ZM161 61H167V59L166 58H162L161 59ZM120 62V61H119ZM142 62V61H141ZM147 62V61H146ZM152 62V63H153ZM168 62V61H167ZM202 62H204V61H202ZM206 62V61H205ZM40 63V62H39ZM149 63V62H148ZM155 63H157V62H155ZM182 63H184V62H181V64ZM14 64H16V63H14ZM111 64V63H110ZM177 64L178 65H180L179 64V62H177ZM85 65H87V66H89V65H92V66H90L89 68H86V66ZM150 65V64H149ZM160 65V64H159ZM183 65V64H182ZM186 65H188V62H186ZM200 65V64H199ZM209 65V64H208ZM214 65V66H215ZM16 66V65H15ZM80 66L82 67V69L80 68ZM157 66V65H156ZM161 66V65H160ZM164 66V65H163ZM185 66V65H184ZM194 66V67H195ZM206 66V65H205ZM16 67H18V66H16ZM146 67V66H145ZM144 67V69H141V70H139V71H137L136 69V71L137 72H139V77L137 76V82L139 83L142 79H143V81H144V83H145V87H148V86H151V84L154 82H156V83H158L159 85L158 86H160L161 84H164V86L166 87V89L168 90L167 91V94L170 96V94H171V97H172V99H173V97H174V95H175V92H173V91H171L172 89H173V86L172 85H165V84H167L165 81H163V80H161V79H158V80H156V79H154V77H149V76H146L145 74H143L146 70L149 72V74H152L151 76H154V74H157V73H155V72H153L151 69H150V67L149 66H147L146 68ZM155 67V66H154ZM162 67V66H161ZM210 67V66H209ZM258 67H260V69L258 68ZM202 68H204V67H202ZM33 69V68H32ZM194 69V68H193ZM193 69H192V71H193ZM18 70V69H17ZM55 70H56V68H55ZM100 70V69H99ZM169 70V69H168ZM196 70V69H195ZM159 72V71H158ZM225 72V73H224ZM28 73H31V75H29ZM75 73V74H74ZM169 76H171V77H175V75H172V74H170L168 71L166 72ZM188 73V72H187ZM192 73V72H191ZM191 73H189V74H191ZM216 73V72H215ZM222 73H223V76L221 77V75H222ZM61 74V75H60ZM95 74V73H94ZM163 74V73H162ZM184 74H185V72H184ZM212 75H214V76H212ZM25 77V78H22V77ZM42 76H48V78H42ZM49 76H51V77H49ZM66 76H70V78H72V79H70V80H66L65 82L64 81H61V80H63V78L64 77H66ZM196 76V75H195ZM207 76V80L208 79H210V78H208V75H206ZM206 76H204V77H206ZM219 76V77H218ZM229 76V77H228ZM245 76V75H244ZM2 77L4 78V79H2ZM59 77H63L61 80H60V78ZM187 77V76H186ZM203 77V76H202ZM203 77V78H204ZM228 77V78H227ZM259 76H257V78H258ZM22 78V79H21ZM175 78H177V77H175ZM47 79L48 80H50L49 81V83H47L46 85H44V86H41V84L40 85H38V84H34V81L35 82H38V81H41V82H43V81H47ZM192 79V78H191ZM205 79V78H204ZM216 79H218L217 81H215ZM118 80V79H117ZM194 82H196L195 81V79H192ZM258 80V79H257ZM263 80H264V77H263ZM11 81V82H10ZM71 81V82H70ZM101 81V82H100ZM206 81V80H205ZM242 81V80H241ZM57 83V85L58 86H62L63 87V89H61V90H58V92H55V93H51L49 96H45V99L46 98H49L48 100L46 99V100H44V101H42L40 104H42V105H45V106H50V105H56L55 106V108H59V110L57 111L56 110V112H57V115H58V117L56 116V115H52V114H47V116L45 115V113L44 114H40V112L42 111H40L39 110V108H37V107H39V105H37V104H35V103H33V105H35V106H29V105H27L26 103V101H28V98L29 99H31V100H39L40 98H44V97H41L42 95H40V96H38L37 94H41L42 92L41 91H43L44 90V92H46V91H48V92H46V93H50V92H52L53 91V88L54 87H52L51 85H50V83ZM179 82H180V80H179ZM238 82H239V80L238 81H235V83L234 84H232V86H235V85H237L238 84ZM209 83H211V82H209ZM208 83V84H209ZM261 83V82H260ZM16 84V83H15ZM43 84V83H42ZM70 84V85H69ZM208 84H206V89H207V87H208ZM229 84V83H228ZM246 84V83H245ZM153 85V84H152ZM185 85V84H184ZM190 85V84H189ZM205 85V84H204ZM13 86V85H12ZM11 86V87H12ZM14 86H17V85H14ZM19 86H17V87H19ZM41 86V87H40ZM229 86H230V84H229ZM228 86V87H229ZM260 86H262V87H264V83H261L260 84ZM8 87H10V85L8 86ZM92 87V88H91ZM187 87H188V85H187ZM187 87H185L186 89H188ZM192 87V86H191ZM217 87V86H216ZM223 87V86H222ZM228 87H226L224 90H222L221 89V91H225L224 93H227L226 95H228V93H229V91L231 90V89H229L228 90ZM14 88V87H13ZM20 88V87H19ZM155 88V87H154ZM229 88H231V87H229ZM185 89V90H186ZM240 89H241V87H240ZM10 90V91H9ZM179 90V89H178ZM191 90V89H190ZM195 89H193L192 88V91H194ZM203 91L205 90V89H202ZM213 90L214 89H208V91H211L209 94H211V95H214V93H216V91H217V89H215L214 90V92H213ZM50 91V92H49ZM139 91V90H138ZM141 91H143V90H141ZM141 91H139V92H141ZM220 91V92H221ZM6 92H10V93H6ZM139 92L137 93L138 95H139ZM144 92V91H143ZM218 92V91H217ZM264 92V91H263ZM25 93V94H24ZM34 94V95H32L31 97H28L27 95H29V94ZM142 93V92H141ZM185 93V92H184ZM189 93H191V92H189ZM199 93V92H198ZM208 93H207V91L205 90L204 91V97H207L208 96ZM213 93V94H212ZM237 93V92H236ZM24 94V95H23ZM43 94V93H42ZM183 94V93H182ZM218 94V93H217ZM36 95H37V97H36ZM112 95V94H111ZM176 95H178V94H176ZM191 95H193V94H191ZM4 96V97H3ZM156 96V95H155ZM219 97L221 96H224V94H222V92L218 95ZM234 96V95H233ZM151 97V96H150ZM163 97V96H162ZM192 97V96H191ZM190 97V98H191ZM229 97V96H228ZM237 97V96H236ZM240 97L241 98H243V100H242V102H241V104H239V111H242V112H246V115H248V110L247 109H245V106L246 105H248V102H249V100H248V96H247V93L246 92H244V91H242V93H241V95H240ZM141 98V97H140ZM154 98V97H153ZM182 98V97H181ZM189 98V97H188ZM203 98V97H202ZM231 98V97H230ZM41 99V100H42ZM53 99H56L55 101H53ZM172 99H170V100H172ZM176 99H178L179 101H183L182 99H180L179 97H176ZM192 99V98H191ZM233 99V98H232ZM239 99V98H238ZM28 101V102H32V101ZM84 100V102L82 103V101ZM151 100V99H150ZM153 100V99H152ZM187 100V99H186ZM252 100V99H251ZM65 101V102H64ZM76 101H80L81 103H79L80 104V106H82V107H84V109H85V111H80V110H76V108L77 107H79L78 105H77V103H76ZM142 102L144 101V100H141ZM209 101V100H208ZM64 102V103H63ZM145 102V101H144ZM185 102V101H184ZM186 102H188L189 104H191V105H194L192 102H191V100L190 101H186ZM205 102H207V100L205 101ZM209 102H211V101H209ZM216 102V101H215ZM63 103V104H62ZM156 103V104H155ZM203 103V102H202ZM218 103V102H217ZM237 103V102H236ZM140 104V103H139ZM145 104V103H144ZM196 104V103H195ZM208 104V103H207ZM216 104V103H215ZM84 105H86V106H88L89 108H91V109H94V110H110V113L109 114H106V113H103V116H104V120H106L107 122L105 123V122H100V121H96L95 120V117L99 114V113H97L96 112V114H95V112H93L94 114H91L92 112H90V110L88 109V108H86ZM142 105V104H141ZM146 105L147 106H145V107H148L149 105H150V103H149V101L148 102H146ZM202 105H204V103L203 104H201L200 105V107L202 106ZM217 105V104H216ZM235 105V104H234ZM5 106V107H4ZM24 106H27V107H24ZM140 106V105H139ZM189 106V105H188ZM205 106V105H204ZM209 106V104L207 105V107ZM230 106V105H229ZM254 106V105H253ZM159 107V106H158ZM186 107V106H185ZM198 107V106H197ZM203 107V106H202ZM264 107V106H263ZM0 108V109H1ZM47 108V107H46ZM150 108H151V106H150ZM173 108H176V106L175 107H173ZM192 108V107H191ZM211 108H213V107H211ZM17 109V110H16ZM43 109V108H42ZM49 109V108H48ZM51 109V108H50ZM53 109V108H52ZM141 109V108H140ZM146 109V108H145ZM157 109V108H156ZM195 109V108H194ZM222 109H224V108H222ZM225 109H227V107H225ZM229 109V108H228ZM2 110V109H1ZM7 111H8V109H6ZM123 110H125V111H123ZM127 110H132V115H128V114H126V113H124V112H126ZM158 110V109H157ZM175 110V109H174ZM207 110V109H206ZM209 110V109H208ZM207 110V111H208ZM216 110V109H215ZM25 111H28V112H26V113H24ZM55 111V110H54ZM128 111V112H129ZM146 111V110H145ZM201 111V110H200ZM48 112H50V111H47V113ZM55 112V113H56ZM69 112L70 113H72L71 115L69 114ZM131 112V111H130ZM147 112V111H146ZM167 112V111H166ZM165 112V113H166ZM203 112V111H202ZM253 111H250L249 113H252ZM254 112H257L258 113V111H254ZM12 113V114H13ZM15 113V114H16ZM88 113V114H87ZM59 114H60V116H59ZM82 114H84V115H87V116H89V117H91L92 118V120H82V118H81V115ZM134 114V115H133ZM148 114V113H147ZM256 114V113H255ZM3 114H2V111H0V116H2ZM3 116H5V115H3ZM15 116V115H14ZM16 116H17V114H16ZM46 116V117H45ZM131 116H133V117H131ZM158 116V117H157ZM205 116V115H204ZM240 116V115H239ZM248 116H251L250 114L248 115ZM37 117L41 120V122H38L37 120ZM207 117V116H206ZM3 118V117H2ZM4 118H6V117H4ZM180 118V117H179ZM244 118V117H243ZM243 118H239V119H243ZM264 119V118H263ZM5 120V119H4ZM10 120V119H9ZM182 120V119H181ZM205 120V119H204ZM177 121V120H176ZM186 121V122H187ZM7 122H8V120H7ZM11 122H13V121H11ZM10 122V123H11ZM35 122V123H36ZM59 122V123H58ZM183 122V121H182ZM105 123V124H104ZM102 124H104V126L106 125H110L111 124V126H107L108 128H106V127H104V126H102ZM151 126H150V125ZM261 124V123H260ZM259 124V121H257V124H256V126H255V128H261V130L259 131L258 129H256V130H258L259 132H260V136H259V138L257 137V140L259 139V143L260 144H258V146H259V148L257 149V151H255L254 152V154H255V156H261V154H263L264 155V126L263 125H260ZM12 125H14L15 126V124H12ZM26 125H29V124H26ZM74 125V126H73ZM176 125V124H175ZM189 125H190V123H189ZM193 125V124H192ZM191 125V126H192ZM20 126V125H19ZM22 126H24V124H22ZM22 126H20L21 127V129H22ZM258 126V127H257ZM261 126V127H260ZM16 127V126H15ZM125 127V128H124ZM150 127V128H149ZM183 127H185V126H183ZM18 128V127H17ZM27 128H29V127H27ZM45 128V127H44ZM124 128V129H123ZM177 128V127H176ZM175 128V129H176ZM192 128V127H191ZM230 128H231V126H230ZM10 129H11V125H10ZM220 129H222V128H220ZM5 130V129H4ZM81 130V129H80ZM217 130V129H216ZM54 131H53V133H54ZM166 131V130H165ZM176 131H178V130H176ZM183 131V130H182ZM228 131V130H227ZM48 132V131H47ZM51 132V131H50ZM112 132H118L120 135H114ZM167 132V131H166ZM174 132H175V130H174ZM180 132V131H179ZM212 132H214V131H212ZM1 133V132H0ZM22 134V136H15L14 138H12V139H7V140H5V141H3L2 142V144L5 142V143H10V147H12V148H17L18 149V146L20 145V144H23V145H26V144H28L29 142L31 143V142H33V140H32V138L30 137V135H33V136H35L34 138H36V140L38 141V142H42L40 139H43V138H45V143L46 142H49V140L50 139H52V138H54V135H44V134H42V133H40L39 131H33L32 129H27V130H24V131H22L21 132ZM72 133V132H71ZM79 133V132H78ZM12 134V133H11ZM51 134H52V132H51ZM152 137L155 135H153V133H149ZM148 134V135H149ZM228 134H229V132H228ZM227 134V135H228ZM44 135V136H43ZM67 135V134H66ZM100 135H102V136H100ZM150 135H149V137H150ZM176 135H178V134H176ZM182 135V134H181ZM204 135V136H205ZM100 136V137H99ZM112 136V137H111ZM164 136H166L167 138H165L167 141H169V140H171L170 138H168V137H170L168 134H164ZM187 136V135H186ZM212 136V135H211ZM248 136H249V134H248ZM19 137V138H18ZM99 137V138H98ZM139 137H141V136H139ZM159 137V136H158ZM163 136H161V138H162ZM178 137V136H177ZM181 137H183V136H181ZM215 137V136H214ZM247 137V136H246ZM253 137V136H252ZM230 138V137H229ZM57 140H61V138H56ZM68 139V138H67ZM85 139V140H84ZM152 139V138H151ZM150 139V140H151ZM174 139V138H173ZM201 139L204 141V137H201ZM253 139H255V138H253ZM53 140V139H52ZM55 140V139H54ZM86 140H88V141H86ZM162 140V139H161ZM177 140V139H176ZM229 140V139H228ZM22 141H24V143H22ZM137 141V140H136ZM254 141V140H253ZM61 142V141H60ZM64 142V141H63ZM66 142H67V140H66ZM169 142H171V143H176L175 141H169ZM208 142V141H207ZM214 142V141H213ZM220 142V141H219ZM223 142V141H222ZM29 143V144H30ZM53 143V142H52ZM62 143V142H61ZM80 143V142H79ZM138 143V142H137ZM155 143V142H154ZM2 144H1V146H2ZM120 144H122V145H120ZM150 145H153L151 142L149 143ZM169 144L170 143H168V144H163L162 145V148H164V149H166V148H168L167 146H169ZM182 144V143H181ZM210 144V143H209ZM4 145V144H3ZM171 145H173V144H171ZM170 145V146H171ZM177 147H179V144L178 143H176L175 144ZM174 145V146H175ZM213 145H215V144H213ZM218 145V144H217ZM21 146V145H20ZM37 146H42V145H37ZM110 146H112V147H110ZM138 146V145H137ZM158 146V145H157ZM182 146H183V144H182ZM185 146V145H184ZM257 146V147H258ZM159 147V146H158ZM3 148V147H2ZM116 148V149H117ZM144 148V147H143ZM145 148H150V147H147V146H145ZM160 148V147H159ZM220 148H222V147H220ZM162 150V151H164V152H166V153H162L161 155H159V157H158V159H156V160H154L155 162H160V163H163V164H165V165H169V166H173V167H178V165L180 164V157L178 156L177 157V155L176 154H170L169 153V151L170 150ZM246 149V148H245ZM248 149V148H247ZM250 149H251V147H250ZM4 150V149H3ZM22 150V149H21ZM91 150V149H90ZM104 150H108V149H104ZM113 150V149H112ZM118 150V149H117ZM129 150V149H128ZM127 150V151H128ZM160 150V151H161ZM179 150V149H178ZM184 150H185V148L180 152V154H182V153H184ZM244 150V149H243ZM13 151V150H12ZM18 151H19V149H18ZM23 151V150H22ZM147 151H149V150H147ZM147 151H142V152H140V153H144V154H147L148 156H150L152 153H150V152H147ZM156 151V150H155ZM176 152H177V150H175ZM8 152V151H7ZM17 151H15V153H16ZM21 151H19V153H20ZM114 152H116V151H114ZM125 152V151H124ZM197 152L198 151H195L193 154H197ZM200 152V151H199ZM203 152V151H202ZM1 153H3V152H1ZM5 153V152H4ZM3 153V154H4ZM9 153V152H8ZM18 153V154H19ZM112 153V152H111ZM122 153V152H121ZM201 153V152H200ZM206 153V152H205ZM10 154V153H9ZM32 154V153H31ZM59 154V153H58ZM192 154V155H193ZM208 154V153H207ZM234 154V153H233ZM200 155V154H199ZM204 155V154H203ZM12 156V155H11ZM26 156H28L27 154L25 155H22L21 154V156H20V159L19 160H21L20 162H25L24 164L25 165H27V167L29 168L30 166H29V163H28V160L25 158ZM110 156V155H109ZM119 156H121L120 157V159L119 160H124L125 158V156L122 158V154H120V155H118V158H119ZM186 156L188 157L189 156V153H186ZM194 156V155H193ZM241 156V155H240ZM39 157V156H38ZM205 157H208L209 158V156H205ZM205 157H202V159L204 160V161H208V160H206L207 158H205ZM149 158V157H148ZM150 158H151V156H150ZM190 158V157H189ZM205 158V159H204ZM4 159H5V157H4ZM128 159V158H127ZM9 160H10V162H9V164H7L2 170H0V176L2 177V178H4L5 180H10V179H13V178H18L17 176H18V172H17V170L15 169V168H20V169H22V170H24V171H26V172H30V171H28L29 169H33L34 167H30L29 169H23L22 167H20V163H19V161L17 160V158H16V155H13L12 157H11V159H10V157H9ZM126 160V159H125ZM189 160H191V162H196L197 160L194 158L193 159V157L191 156V159H189ZM195 160V161H194ZM71 161V160H70ZM97 161V160H96ZM30 162V161H29ZM202 162V161H201ZM31 163V162H30ZM54 163V162H53ZM203 164V163H202ZM209 164V163H208ZM212 164V163H211ZM25 165H24V167H25ZM32 165H33V163H32ZM91 165V164H90ZM231 165V164H230ZM235 165H237V164H235ZM22 166V165H21ZM144 166V165H143ZM181 166V165H180ZM205 167L207 166V165H204ZM199 167V166H198ZM208 167V166H207ZM57 168V167H56ZM84 168V167H83ZM203 168V167H202ZM212 168H213V166H212ZM243 168V167H242ZM244 168H245V166H244ZM9 169H11V170H9ZM194 169V168H193ZM197 169V167L193 170V171H195L196 172V174L195 175H197V174H199L200 172L199 171H201V170H196ZM205 169V168H204ZM9 170V171H8ZM62 170V169H61ZM140 170V169H139ZM260 170V169H259ZM143 171V170H142ZM154 171H155V169H154ZM203 171V170H202ZM239 171H241V170H239ZM256 172V171H255ZM258 172V171H257ZM261 172V171H260ZM7 173V174H6ZM31 173V172H30ZM29 173V174H30ZM140 172H134L132 175H139V179H141V178H143V174L141 173V174H139ZM251 173V172H250ZM262 173V172H261ZM5 174V175H4ZM41 174H43V173H41ZM40 174V175H41ZM101 174V173H100ZM207 174H209V173H207ZM221 174V173H220ZM17 175V176H16ZM60 175H62V174H60ZM59 175V176H60ZM120 175V174H119ZM194 175V176H195ZM250 175V174H249ZM255 175V174H254ZM258 175H260V174H258ZM32 176V175H31ZM34 176V175H33ZM38 176V175H37ZM51 176V175H50ZM127 177H128V175H126ZM125 176V177H126ZM145 176V175H144ZM186 176H188L189 177V175H186ZM263 176H264V174H263ZM58 177V176H57ZM125 178V179H129V178ZM188 177H184L185 179H183L182 180V186H181V184H179V186L178 187H180V188H176L175 190H172L171 188H168V189H166V190H164V191H162V193L163 194H165V193H168V192H166V191H168V190H170V192L169 193H171V195H170V197H172V199L169 201V202H167V203H169L167 206H165V207H160V208H157V207H154V209L156 208V212H158V213H163L164 215H166L165 217H164V219H162V220H164V223L167 225L168 223L169 224H173L174 222L176 223V221L177 220H179L180 218H182V217H180V215L181 214H183L182 213V211H177V212H179V213H181L180 215H178L180 218H178L177 219V217L174 215V216H171L168 212H170V210L172 211V209H174V207L173 206H178L179 205V203H185L186 205H188V203H189V201H191V200H194L195 202L196 201H199V199H197L198 198V190L197 189H201L200 187H198L199 186V184H202V182H192L191 180H188V181H191L190 183L188 182V181H186L187 180V178ZM193 177V176H192ZM197 177V176H196ZM212 177V176H211ZM218 177V176H217ZM258 177V176H257ZM55 178V177H54ZM134 178V177H133ZM229 178V177H228ZM227 178V179H228ZM231 178V177H230ZM135 179H137V178H135ZM134 179V180H135ZM150 179V178H149ZM172 179V178H171ZM170 179V180H171ZM209 179H210V177H209ZM151 180V181H150ZM147 183H146V185L145 184H143V188H145V186H147L148 185V187L150 186V184H151V182H154V177L152 178V179H150ZM185 180V182L183 183V181ZM207 180V179H206ZM257 180V179H256ZM103 181H104V179H103ZM102 181V182H103ZM130 182V181H129ZM167 179L166 180H164L163 181V183H166V184H163V186L164 185H171V184H167ZM172 182V181H171ZM205 182V181H204ZM203 182V183H204ZM215 182V181H214ZM246 183H248L249 185H251V186H253V185H255L256 183H254V182H252L251 180H246L245 181ZM258 182H260V181H258ZM261 182H263V181H261ZM187 183V184H186ZM130 184V183H129ZM174 184V183H173ZM172 184V185H173ZM186 184V185H185ZM247 184V185H248ZM117 185V184H116ZM175 185H177V184H175ZM175 185H173V187L175 186ZM244 185V184H243ZM246 185V184H245ZM261 185V184H260ZM60 186V185H59ZM128 186V185H127ZM218 187H212V188H210L209 189V187H207L208 189H206V188H204V189H201V190H204V191H202V193H204L205 194V191H207V196H206V198L205 199H207L208 201L210 200V199H212V200H214V201H216V202H214V204L217 206L216 207V209H224V211H228L230 214H231V212H232V208L234 209V205H236L238 202H241L240 204H239V208L238 209H246V211H248V210H252L251 208H249L252 204H251V202H247L249 199H253L252 198V196H251V194L250 193H252V192H257L256 190H254L253 188H252V191L251 192H249V194H242V193H239L240 194V196H241V198L239 197H237V196H232V195H230L229 193H227L226 195H225V192H224V190H220L219 188H221V187H229L228 185H225L224 183H218V185H217ZM63 187V186H62ZM67 187V186H66ZM239 187V186H238ZM249 187V186H248ZM255 187V186H254ZM72 188V187H71ZM142 188V189H143ZM159 188V187H158ZM160 188H162V187H160ZM232 191H234V187H229ZM233 188V189H232ZM9 189V187L7 186V185H5V186H3V187H0V198L1 199H4V201H6L7 202V204L9 203V204H11L10 206H13V205H15V206H17V207H15L14 208V206H13V209L10 207V210H8L7 212L8 213H10L11 215L12 214H14L15 212H19L20 210H21V207L20 208H18V206H22V204H25V199H27V198H30L33 194H31L30 195V193L29 192H23V191H20V192H18V193H12L11 195H12V199L14 200V201H9L8 202V200H12V199H8L7 197H6V195L4 194V192L6 191V190H8ZM60 189H61V187H60ZM124 189V188H123ZM187 189H189V191H185V190H187ZM228 189V188H227ZM240 189V188H239ZM251 189V188H250ZM261 189V188H260ZM55 190V189H54ZM64 190V189H63ZM182 190H183V192H184V194H182V196H181V198L178 200V201H183V202H178L177 201V198H176V195L181 191V193H183L182 192ZM56 191V190H55ZM74 191V190H73ZM211 191V192H210ZM63 192H65V190L63 191ZM85 192V191H84ZM162 193H158L157 195H155V197L153 198V201L155 202V201H157L158 199H157V197L159 198V199H161V197H160V195L159 194H162ZM186 193V194H185ZM238 193V192H237ZM246 193H248V192H246ZM180 195V194H179ZM178 195V196H179ZM203 195V194H202ZM254 195H256V194H254ZM253 195V196H254ZM37 196V195H36ZM39 196H41V195H39ZM157 196V197H156ZM245 196V197H244ZM42 197V196H41ZM205 197V196H204ZM43 198V197H42ZM58 198V197H57ZM83 198V197H82ZM80 199V198H79ZM43 200H44V202H46V200L43 198ZM83 200H84V198H83ZM101 200V199H100ZM200 200H203V199H200ZM207 200H205V201H207ZM1 201V200H0ZM13 202V203H12ZM62 202V201H61ZM61 202H58L59 204L61 203ZM157 202H159V203H165V202H161V201H157ZM255 202V201H254ZM253 202V203H254ZM4 203V202H3ZM2 203V201H1V204H3ZM94 203V202H93ZM255 203H257V202H255ZM8 204V205H9ZM33 204H34V201H33ZM99 204V203H98ZM190 204V203H189ZM38 203H37V205L36 206H34V208L32 209V210H37V208H38ZM135 205V204H134ZM137 205H138V202H137ZM40 206H42V207H44V208H42V212H44L45 210V207H47V209L48 210H52L51 208H49V206H47V205H45V204H43V203H41V205ZM96 206V205H95ZM101 206H106V204L103 202V204H100V205H97V209H101L100 210V213H102V207ZM200 206V205H199ZM4 207V206H3ZM23 207H25V209H27V208H29V206L27 205V204H25ZM145 207V206H144ZM148 207H150L149 205H148ZM198 207V206H197ZM204 207H206V205L204 206ZM258 207H260V208H264V198H263V200H262V202H260L259 204H258ZM9 208V207H8ZM138 208H140L139 206H138ZM142 208V207H141ZM184 208V207H183ZM196 208V207H195ZM202 208V207H201ZM24 209V213L22 212L21 214H14L13 215V217L12 218H8V219H3V218H0V224H1V226H0V234H2V236L4 237L5 236V234L6 233H8L7 232V230H11V229H9V227H7L8 226V224L11 222V220H14V221H19V219L21 218V219H23L24 221H25V223L21 226V228L23 229V231H21V229L19 230V231H17L16 229H14L15 230V232L17 231L18 232V236H19V238L21 239V240H24V241H18L17 240V238H16V236L14 235L13 236V234H12V236H13V238H3L4 239V241L3 240H0V247H4V249H6V248H8L9 247V245H13V247H15V249H16V246L17 245H19V244H24V243H30V244H33V245H41V242L40 243H35V241H30V240H28L27 238H30V239H45V240H54V236H56V235H59L60 233H63L66 229H65V227H64V224H63V222H62V220L58 217V215H57V213L55 212V215L54 214H51L52 216H49L48 217V219H49V222L51 223V225L52 226H50L49 228H45V226H43L42 228H39V230H37L36 231V233L35 234H32V233H30V234H28L31 230H27V228L29 227L28 225H26V220H27V218L29 217V214H33V213H28L27 212V210H25ZM104 209V208H103ZM207 209V208H206ZM205 209V210H206ZM237 209V210H238ZM17 210V211H16ZM176 210V209H175ZM198 210V209H197ZM86 211V210H85ZM186 211V210H185ZM187 211H189V210H187ZM194 211V210H193ZM201 211V210H200ZM244 211V210H243ZM49 212V211H48ZM149 212V211H148ZM195 213L196 212H198V211H194ZM260 212V211H259ZM20 213V212H19ZM71 214V215H73V216H79V217H81L80 218V222H87L86 220H88V218L89 217H91V212H84V211H82V209H78V210H75V212L74 211H70V210H67V214ZM99 213V214H100ZM171 213V212H170ZM190 213V212H189ZM200 213V212H199ZM199 213H197V214H199ZM201 213H203L202 211H201ZM200 213V214H201ZM209 213V212H208ZM211 213V212H210ZM44 214V213H43ZM99 214L98 215H95V216H99ZM192 214H193V212H192ZM197 214L196 215H194V216H197ZM5 215V214H4ZM148 215H154V218H157V217H159L160 218V216L157 214V213H150V214H148ZM207 215H210V214H207ZM3 216V215H2ZM83 216H84V218H83ZM189 216V215H188ZM200 216V215H199ZM202 216V215H201ZM233 216H231V218H232ZM4 218H5V216H4ZM60 219V220H59ZM139 219V218H138ZM166 219H168V222L166 223ZM183 219V218H182ZM181 219V220H182ZM148 220V222H149V219H147ZM188 220V219H187ZM190 220V219H189ZM210 220H213L214 222H221L222 220L221 219H219V217H215V216H211V217H209V216H207V217H204V219H201V223L204 221L206 224H208V222L210 221ZM226 220V219H225ZM195 221H197V217H194V218H192L191 219V223L193 224V223H195ZM61 222V223H60ZM104 222V219H102V220H100L98 223H103ZM139 222V221H138ZM145 222H146V220H145ZM179 221H177V223H178ZM183 222V221H182ZM203 222V223H204ZM13 223H16V222H13ZM18 223V222H17ZM144 223V222H143ZM174 223V224H175ZM185 223H187V222H185ZM201 224V225H204L203 227H205V226H207L206 224ZM60 224H61V226H62V231L59 233V234H56V235H52L53 234V231L52 232H47V230H51V227L53 228V230H56V229H58L59 227H60ZM120 224V223H119ZM142 224V223H141ZM180 224V223H179ZM183 224V223H182ZM190 224V223H189ZM196 225H197V223H195ZM200 224V223H199ZM4 225H6V226H4ZM21 225V224H20ZM159 225V224H158ZM181 225V224H180ZM10 226V225H9ZM142 226V225H141ZM140 226V227H141ZM5 227H7V228H5ZM15 227V226H14ZM115 227V226H114ZM114 227H112L111 229H110V232H111V234H112V236H113V238H114V240H115V244H116V253L114 254V258L117 260V261H122V259H121V255H120V253L118 252V247L119 246H121V243H123V241H120V242H117L118 241V238H117V231L119 230H117V228H114ZM124 227V226H123ZM184 227H185V229L186 230H190L189 228L191 227V225H184ZM193 227V226H192ZM64 228V229H63ZM114 228V229H113ZM125 228V227H124ZM132 228V227H131ZM45 229V230H44ZM47 229V230H46ZM146 229V228H145ZM260 229V228H259ZM259 229H255V228H247V229H242V230H240L239 231V234H241L242 235V237L243 236H246L248 239H249V242H245L243 245H242V251H240V252H234V250L233 251H231V253L229 254V257L230 258H234L235 257V259H241L243 256H244V254H246L247 256H253V255H251V252L253 251V249H254V247L257 245V246H259V249H263L264 250V230H259ZM14 230H13V232H14ZM33 230V229H32ZM175 230V229H174ZM68 231V230H67ZM115 231V232H114ZM59 232V231H58ZM149 232V231H148ZM163 232V231H162ZM170 232V231H169ZM10 233H12V232H10ZM56 233V232H55ZM145 233H147V231L145 232ZM94 233H89V234H87V235H93ZM210 234H213V233H210ZM51 235V236H50ZM95 235V234H94ZM214 235V234H213ZM216 235V234H215ZM127 236V235H126ZM130 236V235H129ZM225 236L228 238V237H230V234H225ZM11 237V236H10ZM105 241H107L108 242V244H109V247H110V241L108 240V239H106V237H104V236H101ZM211 237V236H210ZM231 237H234V235H231ZM128 238V237H127ZM144 238V237H143ZM207 238V237H206ZM221 238H223L224 239V236H220V235H216V236H212L210 239L212 240V241H215L216 239H221ZM83 239H85V238H83ZM136 239H137V237H132V239H131V237L129 238V240L128 241H130V242H137L136 241ZM209 239V238H208ZM236 239V238H235ZM245 239V238H244ZM60 240H69V239H63V238H61V239H58V240H56V241H60ZM141 240H142V237H141ZM56 241H46V243H44L43 245H46V246H52V245H54L55 243H56ZM124 241H126V239H124ZM239 241V240H238ZM62 242V241H61ZM92 242H93V240H92ZM239 243V242H238ZM124 244V243H123ZM223 245V244H222ZM231 246L232 247H234V244H231ZM255 248H257V247H255ZM238 249V248H237ZM26 250H30V251H34V252H37L34 248L32 249V248H27ZM26 250H24V251H26ZM255 251V250H254ZM261 251V250H260ZM15 252V250L13 251V253ZM262 252V251H261ZM12 253V254H13ZM212 253H214V251L212 250V251H210V254H212ZM221 253V252H220ZM226 253H227V251H226ZM256 253V252H255ZM263 253V252H262ZM4 254V253H3ZM65 254V253H64ZM253 254V253H252ZM60 255V253L59 254H55V255H53V256H49V254H45V255H40L39 257H42L41 259H39V261H36V262H38V263H40V264H47V263H49V262H52L51 260H57V257ZM257 258L260 260H264V254L263 255H259V256H257ZM211 260V259H210ZM18 261H19V259L18 258H16V259H12V260H9V261H6V262H4L3 264H20V263H18ZM223 261V260H222ZM222 261H219V264H224L225 262H223V263H221ZM240 261V260H239ZM20 262V261H19ZM243 263V262H242ZM116 264H118V263H116ZM243 264H245V263H243Z\"/></svg>",
  "mask_w": 264,
  "mask_h": 264
},
{
  "label": "water",
  "instance_id": "obj_3",
  "mask_svg": "<svg viewBox=\"0 0 264 264\" xmlns=\"http://www.w3.org/2000/svg\"><path fill=\"white\" fill-rule=\"evenodd\" d=\"M130 1V0H129ZM33 2V1H29ZM60 2V0H44L40 2H33L32 5L35 7H39L48 3H57ZM2 8L9 11L13 16H16L18 18H29L30 14H21L18 12H15L9 4L0 3ZM7 5V6H6ZM14 61V60H13ZM16 62V61H15ZM14 62V63H15ZM10 63L8 67L10 66H18L21 67L19 62L14 64ZM3 66H0V69ZM5 68V67H3ZM260 69V67H258ZM6 69V68H5ZM8 69V68H7ZM6 69V70H7ZM75 74V73H74ZM28 77V76H27ZM51 77V76H49ZM20 79V77H18ZM22 78H25L24 76ZM21 78V79H22ZM48 78V76H46ZM2 79H4L2 77ZM24 83L22 84H29L31 79L28 80V78ZM7 94L10 92H6ZM243 98L239 99V101L232 107H230L227 111L223 110H217L216 112H212L208 114V118L211 119V121L215 122H227L231 127L232 130L229 133L232 142L227 147L216 146L212 143H208L207 141H210L212 137L208 135H205V130L197 128V129H191L189 134H193L195 132V135L193 136L194 139L188 143L185 144V150L184 153L180 154L179 152L176 154L177 157H180V163H182L181 166H169L165 165L160 162L151 161L150 159H137V158H129L126 160H118L112 164L107 163H93L94 167L101 168L103 170L106 169V171L102 172L100 176H98L99 172L89 174L90 170H69V171H62V175L54 178V176H50L49 174L43 173L38 176H31L32 173H28L20 168H15L18 171V174L20 177L13 178L12 180H5L0 176V186L4 185V181L7 182V186L9 187L8 190L4 192L6 197L8 199H12L10 195L12 193H18L20 191L23 192H29L32 194H38L41 195L46 202H42L39 199H35V197H32V199L37 200L38 203H45V205L49 206V208L53 209L54 212L57 213L58 217L62 220V222L65 224L64 226L68 231L60 233V235L54 236V240H45V239H30L27 238L30 241H35V243H40L41 241H56L58 239H69L67 242L61 243L56 241V243L52 246H46V245H33L30 243H24L19 244L16 246L15 252L13 254H6V255H0V264H3L6 261L18 258V263L23 262H34L39 261L40 255L45 254H59L65 250H68L70 248H73L75 246V241L79 238L86 237L89 233H97L101 236L106 237L110 241V260L113 262H116L118 264H128L125 261H117L113 256L117 252L116 251V244L115 240L110 232V229L116 225H118L124 217L128 216L130 218H142L148 219V218H154V215H147V213L140 215H136L134 213H131L132 208V201L134 202H140L144 206L151 205L152 207H165L169 203H159L154 202L153 198L158 193H162V189H158V187L163 183L164 180L169 179L168 177L172 176L173 179H176L177 177L181 176H194L196 174L195 171H193V168L188 165V158L186 156V153H189V156H191L195 151H203L208 154H211L213 159L215 157L223 158L225 161H227L230 164H239L242 166H245L249 168V170L257 171L259 169L264 168V156H251L252 153H254L258 146L259 139L256 141L247 140L248 138L244 136L243 133L245 130H249L250 132L254 131L256 132V129L259 131L261 128H255L257 121L263 120L264 121V110L258 111L257 114L252 112L248 116L244 112L239 111L238 107L239 104H241ZM122 107L123 105L120 104ZM27 107V106H24ZM28 108V107H27ZM125 111V110H123ZM103 113L109 114L110 110H103ZM130 115V114H128ZM237 115H240L244 117L243 119H239ZM252 121H255V124L252 123ZM128 122H131V120H128ZM150 125V124H149ZM264 125V124H263ZM151 126V125H150ZM258 127V126H257ZM261 127V126H260ZM159 129H164L167 131L168 135L170 137H175L176 133L173 132V130H169L168 127H164L163 125L158 127ZM188 134V135H189ZM34 135V134H33ZM205 135V136H204ZM112 137V136H111ZM201 137H204V141L201 139ZM239 137L241 139H239ZM243 137V139H242ZM247 138V139H246ZM241 140V141H240ZM72 141V140H71ZM245 141V142H244ZM2 141L0 142V149ZM175 145L176 143H170ZM241 144L243 148H250L246 150H237V153L235 156H232L229 153H234L236 151L235 147ZM62 145V144H61ZM136 151H147L152 150L151 148H143L136 146ZM9 150V149H6ZM226 150V151H225ZM249 150V154L246 156L239 157L238 152L243 153L244 151ZM137 162H144L146 164L145 169L142 171L140 170L139 174H143L142 180L136 181L133 184L127 186V188H124L122 190H114L111 187H106L104 183L102 184L103 177H106L108 184H113L114 186L116 183H112L110 180L111 178L121 174L124 172L125 169H132L134 168L135 171L137 169L135 166L137 165ZM93 167V168H94ZM155 169V171H154ZM235 171H233L234 173ZM145 175V176H144ZM145 177V178H144ZM154 177V182H151L150 186H145L143 188V184L146 185V183ZM232 177V175H231ZM150 178V179H149ZM91 179H93L91 181ZM232 180L235 182V184H244L246 183L245 180L241 177V172L237 171L236 174L233 175ZM151 181V180H150ZM56 182L57 185H68L71 186L73 189L78 188H85L90 187L93 188L95 191H92L87 197L86 201H79V200H71L69 202L64 203H58L59 200L57 199V194L59 193V189L55 187L53 184ZM138 182V183H137ZM104 185V186H103ZM218 183L214 181L205 182L202 184H199L198 187L201 189L207 188V187H218ZM143 188V189H142ZM54 189H57L58 192H56ZM230 195H236L238 198L240 196L239 193H236L232 191L229 193ZM103 196H107L108 198H111L110 201L106 203L105 208H102V213L99 214V216H91L86 220L87 222H80L79 216H73L70 213L67 214V210L75 211L78 209H81L85 205L89 204L91 199L100 198ZM254 201L261 200L264 198V191L260 190L258 194L252 196ZM9 201H14L8 200ZM241 202H238L236 205H234V209L232 211H235L240 206ZM94 211H98L94 207ZM207 217V214H203ZM202 216V217H204ZM84 218V216H83ZM225 217L219 216V219H222ZM104 219L103 223H98L100 220ZM1 226V224H0ZM6 226V225H4ZM10 227V226H7ZM5 227V228H7ZM13 229V228H9ZM14 230V229H13ZM122 244V243H121ZM27 248H34L37 252L34 256H26L23 254V251Z\"/></svg>",
  "mask_w": 264,
  "mask_h": 264
},
{
  "label": "crops",
  "instance_id": "obj_4",
  "mask_svg": "<svg viewBox=\"0 0 264 264\" xmlns=\"http://www.w3.org/2000/svg\"><path fill=\"white\" fill-rule=\"evenodd\" d=\"M157 27V26H156ZM155 30V28H153V31ZM204 46L206 45V44H203ZM70 85V84H69ZM159 157V156H158ZM158 157L157 158H154L155 160L156 159H158ZM194 158H196V157H194ZM197 159V158H196ZM125 160V159H124ZM198 160V159H197ZM117 160H114V162H116ZM154 161V160H153ZM46 163V162H45ZM190 163L191 164H195V165H197V164H199L200 162H191L190 161ZM47 164V163H46ZM182 165V164H181ZM238 166V165H237ZM80 167H82V166H80ZM193 168V167H192ZM95 169L96 168H93L92 170H90V172H89V174H92V173H96V172H100V173H102L103 171H95ZM103 170V169H102ZM235 172L234 173H232L233 175L234 174H236V172H237V170H234ZM135 172V169L134 168H130V169H125L124 170V172H122L120 175H117V176H115L116 178H117V181H113V182H115L117 185H109V184H106L105 186L106 187H111V188H113L114 190H122L123 188H127V185L129 186V185H131V184H133L134 182H136V181H139V180H142V178L141 179H139V175L137 176V175H132L133 173ZM19 175V174H18ZM126 175H128V177L126 176ZM232 175V176H233ZM127 178H129V179H125L126 177ZM134 177V178H133ZM114 178V177H113ZM115 178V179H116ZM135 178H137V179H135ZM145 178V177H144ZM135 179V180H134ZM91 180H93V179H91ZM112 178H111V182H112ZM119 181H120V183H121V185L122 186H120V184H119ZM130 181V182H129ZM189 183L191 182V181H188ZM130 183V184H129ZM138 183V182H137ZM187 184V183H186ZM162 185V184H161ZM114 186V187H113ZM219 189H221V188H219ZM78 190V191H77ZM85 191V192H84ZM92 191H95L93 188H90V187H85V188H78V189H74V191H73V193H76V192H79V194H78V197L77 198H75V199H72V200H79V201H86V197L92 192ZM182 194H184V192L182 193ZM186 194V193H185ZM57 199L59 200V202H61V203H64V201H66L67 200V198L66 199H64L63 197H61L60 195H58L57 194ZM65 197V196H64ZM84 198V200H83V198ZM80 198V199H79ZM100 198H102V197H100ZM96 199H99V198H96ZM102 199H104V198H102ZM105 200V199H104ZM107 200L108 201H110L111 200V198H108L107 197ZM69 201H71V200H69ZM69 201H67V202H69ZM94 201H96L95 199H94ZM158 201V200H157ZM156 201V202H157ZM106 204V203H105ZM135 204V205H134ZM138 206L139 207H144V205H142L140 202H138V205H137V202H134V201H132V208H131V213H139V208H138ZM86 207V208H85ZM94 205L92 204V202H90L89 204H87V205H85L84 207H82V208H84V209H82V210H89V211H94ZM103 208H105V206L103 207ZM134 210V211H133ZM144 210H147V207H145V209ZM17 211V210H16ZM138 211V212H137ZM141 211H143V210H141ZM146 213H147V211H145ZM34 216H36L37 217V219L39 220H41V219H43V217H39V216H37V215H34ZM137 221V220H136ZM211 221V222H210ZM208 223H217V221L216 222H214V221H212V220H210ZM226 221H230V220H225L223 223H225ZM11 236V237H10ZM146 236H148V235H146ZM3 238H13V236H12V234L10 233V232H8V233H6L5 234V236L3 237ZM2 239V234H0V240ZM9 249H10V247H9ZM8 251H11V249L10 250H8ZM2 252H4V253H8V252H6V250L4 249V247L2 248V247H0V253H2ZM11 253V252H10ZM30 253V252H29ZM9 254V253H8ZM2 255H6V254H2ZM32 255L30 254V257H31Z\"/></svg>",
  "mask_w": 264,
  "mask_h": 264
},
{
  "label": "snow or ice",
  "instance_id": "obj_5",
  "mask_svg": "<svg viewBox=\"0 0 264 264\" xmlns=\"http://www.w3.org/2000/svg\"><path fill=\"white\" fill-rule=\"evenodd\" d=\"M4 2H5V0H0V3H4ZM94 3H95V0H94ZM252 123L255 124V121H252Z\"/></svg>",
  "mask_w": 264,
  "mask_h": 264
}]
</instances>
